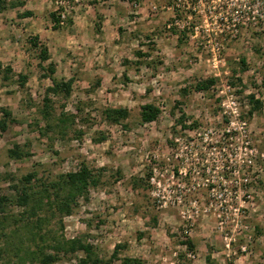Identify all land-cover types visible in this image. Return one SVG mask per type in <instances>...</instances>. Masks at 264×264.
<instances>
[{"label":"rangeland","instance_id":"374dc122","mask_svg":"<svg viewBox=\"0 0 264 264\" xmlns=\"http://www.w3.org/2000/svg\"><path fill=\"white\" fill-rule=\"evenodd\" d=\"M60 8L54 29L50 13ZM35 36L47 61L30 43ZM52 77L73 79L71 93L47 95ZM206 78L216 79L210 91L192 88ZM249 94L263 102L252 115ZM46 97L58 113L80 114L82 136L40 134ZM148 102L162 112L142 123ZM121 106L126 126L103 113ZM0 107L17 119L0 131V195L12 192L6 174L52 179L82 162L104 169L102 184L63 218L67 237L81 236L106 258L125 244L122 255L146 264H264V0H26L0 13ZM182 110L197 129L176 123ZM15 142L30 143L32 156L10 157ZM149 168L155 181L135 188L132 178L146 179ZM58 222L50 228L60 231ZM81 254L52 264H76Z\"/></svg>","mask_w":264,"mask_h":264},{"label":"trees","instance_id":"16d2710c","mask_svg":"<svg viewBox=\"0 0 264 264\" xmlns=\"http://www.w3.org/2000/svg\"><path fill=\"white\" fill-rule=\"evenodd\" d=\"M25 4L26 0H0V13L10 8L23 7ZM63 13V8L50 13L54 29L61 28ZM176 13L179 15L177 8ZM25 14L31 15L32 12ZM67 22L71 23V18H68ZM186 29L187 25H184L183 28H178V31L184 32ZM188 33L187 30L184 35H188ZM30 43L34 48H40L42 61L49 59L48 48L46 45H42L38 36L32 37ZM240 63L242 64L241 70H245V58ZM47 70H49L51 77L55 72L54 65L48 64ZM11 71L10 67L5 68L4 80L12 78L9 76ZM233 72L237 73L235 69ZM27 79V75L19 74L18 85L25 87ZM215 83V78L199 79L192 88L197 92H208ZM72 85L73 79L65 81L52 77V85L47 88V95L50 93L68 95L72 91ZM182 91L185 97L190 93L186 88ZM248 99L251 104L249 110L251 115L262 108L263 102L256 98L255 94H249ZM178 104L180 105L182 102L178 101ZM179 108L181 109V107ZM78 110L81 113V109L78 108ZM39 112L41 122H43V126H38L40 134L49 140L65 139L70 132L76 133V137L83 135L82 130L75 128L76 120L80 114L66 111L65 107L58 113L49 97L44 99ZM161 112L162 110L157 104L145 103L141 106L140 121L142 123L154 122ZM103 113L107 120L124 126H126L125 121L130 116L129 109L122 106L106 107ZM0 114V131L4 133L9 130L12 123L17 122V119L8 107H0ZM187 118L188 116L182 110L176 123L181 126L182 130L197 129V122L193 121L188 124L186 123ZM101 139H105V137ZM170 143L174 144L172 141ZM8 154L14 159L32 156L30 143L15 142L13 147L8 150ZM153 169L149 168L146 179L144 177L132 178L133 186L138 188L144 183L149 185L153 176ZM103 170L94 169L82 162L76 170L60 173L52 179H46L37 170L30 171L21 178L6 174V179L12 181L13 184L10 186L11 193L6 192L0 195V264H52L59 260L60 256H73L77 253L82 254L75 256L77 258L76 264H112L115 260L121 261L122 264H146L142 258L122 255L121 252L127 247L125 244H116L112 254L106 258L101 256L94 244L88 240L81 236L69 238L63 231V218L74 214L80 206L81 199L88 198L91 188L102 184ZM175 173H178V170ZM15 208H18L19 212ZM56 217L59 219L60 231L53 230L49 226L51 218ZM187 243L189 249L193 250L194 242L189 238ZM208 260L211 258L208 257Z\"/></svg>","mask_w":264,"mask_h":264},{"label":"built area","instance_id":"2783aa9c","mask_svg":"<svg viewBox=\"0 0 264 264\" xmlns=\"http://www.w3.org/2000/svg\"><path fill=\"white\" fill-rule=\"evenodd\" d=\"M62 16H64V14H63ZM175 22L178 23V20H176ZM62 23H63V22H62ZM179 26H180V25H179ZM183 26H184V25H183ZM183 26H182V27H183ZM151 181H152V182L155 181V176H152V177H151Z\"/></svg>","mask_w":264,"mask_h":264}]
</instances>
